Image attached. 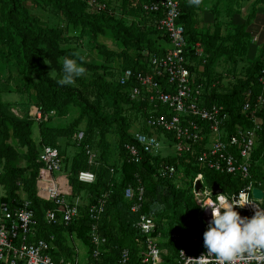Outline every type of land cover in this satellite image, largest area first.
Wrapping results in <instances>:
<instances>
[{"label": "trees", "instance_id": "obj_1", "mask_svg": "<svg viewBox=\"0 0 264 264\" xmlns=\"http://www.w3.org/2000/svg\"><path fill=\"white\" fill-rule=\"evenodd\" d=\"M95 1L102 7L91 6L90 0H0V187L3 190L0 191V203L6 202L12 208L22 207L26 201L31 203L36 212L40 237H47L48 233L56 235L51 255L58 262L62 258L75 261L77 252L68 241V237L75 236L88 247L87 264H121L120 256L124 249L130 251L133 264H148L143 262L148 256L147 236L138 229L137 222L142 213L153 214L157 221V229L153 234L159 238V245L165 250L161 264H172V261L177 264L181 244L193 249V237H203L205 231L200 205L194 193L197 173L204 172L210 183L219 182L225 193L239 191L244 182L229 174L203 169L190 154L181 158L151 156L142 152L144 158L141 162L132 161L125 148L127 142L134 141L127 105L137 108L143 117H147L151 105L147 100L134 101L130 98V84H119L122 71L117 83H114L98 74V64L88 65L83 61L87 69L99 75L92 80H82L81 84H88L91 90L83 89L77 82L66 86L57 83L62 76L63 58L72 57L78 49L70 45L79 42L83 35L89 37L88 43L100 55L109 59L116 52L110 50L102 38L111 33L125 47L122 52L123 70L133 68L148 71L149 58L161 52L157 51L153 39L156 36L167 39L164 32L155 28V22L162 17V13L145 9V4L154 0H122L121 16H118L119 10L113 6L114 0ZM180 1L182 13L179 22L186 29L189 67L197 84L202 83L204 86L200 98L206 105L220 104L226 107L231 117L230 132L239 125L252 126V115L245 112L243 106L247 102L255 104L258 97L264 95L260 81L264 69V43L259 46V53L248 59L249 63L242 69L243 75H237L234 81L227 84L224 77L234 76L237 64L247 60L245 55L250 53L253 44L249 27L256 18L257 6L264 4V0H254L246 21L233 23L232 30L230 25L222 29L225 25L217 20L219 13L215 14V23L204 26L198 23L196 15L204 6L220 12L223 3L226 4L227 12V8H235L233 4L241 0H202L199 7L190 6L187 0ZM27 2L53 9L55 14L66 18L67 25L43 24L38 16L30 12ZM212 2L215 5L210 6ZM127 15L133 16V20H127ZM227 15L234 16L230 11ZM70 28L80 29L79 34L72 35ZM197 43L204 47L206 54L201 59L194 53ZM128 48H136L139 52L131 56ZM223 59L233 64V68H227V74L217 70ZM11 90L25 101L26 106L22 108V111L27 109L25 115L12 112L9 104L13 102L6 99ZM93 93L95 98L92 100ZM32 106L40 108L50 117L38 122V139L35 138L34 129L38 120L30 114ZM73 109L80 112L69 124L54 123L57 116L66 118ZM258 116L262 120V130L253 153L251 173L264 185V108L258 112ZM84 123L87 124L86 130L81 129ZM115 125L121 141L120 158L119 163L112 165L111 154L106 151V134ZM142 130H145V126ZM80 131H84V138L79 140L76 136ZM63 140L73 142L78 150L72 155L67 153L61 143ZM44 146H54L60 150L64 157L63 170L69 179V199L74 202L80 197L83 201L81 214L72 224L45 223V208L56 205L37 195V179L44 165L40 154ZM98 146L104 149L100 151ZM88 147L97 154L94 164L89 162ZM167 163L174 164L178 169L172 178L161 176V168ZM88 169L97 174V180L93 183L79 180V172ZM140 184L145 188L144 202L141 210L136 212L132 210L136 200L126 197V189L130 185ZM104 191L110 193L98 226L106 242L99 257L95 258L90 237L93 220L88 207ZM174 232L181 233L180 242L174 240Z\"/></svg>", "mask_w": 264, "mask_h": 264}, {"label": "built area", "instance_id": "obj_2", "mask_svg": "<svg viewBox=\"0 0 264 264\" xmlns=\"http://www.w3.org/2000/svg\"><path fill=\"white\" fill-rule=\"evenodd\" d=\"M90 5H100L90 0ZM145 9L151 12L162 13L156 20L155 28L167 35L170 48L155 53L149 58L148 71L125 68L119 76V84L129 85L130 98L134 101L147 100L151 105L149 114L144 117L145 130L133 132L134 141L127 142L125 148L134 162H141L146 153L151 156H164L163 148L169 141L175 143L178 157L184 158L193 155L197 164L203 169L219 174H229L243 180L244 185L239 191L221 193L224 195H238L243 190L251 192L252 204L243 208L237 207L242 217H251L257 208H264V199L260 200L253 194L255 188H262L261 180L254 178L251 173L253 153L257 147L259 133L262 130V120L258 112L264 108V95H260L255 104L245 103L243 110L250 112L253 118L252 126H237L230 132V114L224 105H206L200 98L204 87L197 84L192 77L189 67L188 39L185 26L179 22L182 9L180 0H154L145 4ZM194 53L201 59L205 51L200 43L195 46ZM260 81L264 87V69ZM34 108V107H33ZM165 109L166 111H161ZM31 116L38 121L48 120L40 108L30 111ZM84 138V131L76 136ZM90 164L96 161V152L87 148ZM175 157V156H171ZM40 158L44 165L41 167L37 179V195L55 203V207L45 208V223L72 224L80 214L83 201L80 197L74 202L69 199V179L63 170L64 157L54 146H44ZM174 164H165L161 168V176L172 178L177 174ZM79 180L93 183L97 174L88 169L79 172ZM215 182V181H214ZM208 182L204 172L197 173L194 192L196 198L215 199L212 185ZM199 183L201 187L199 188ZM212 193L213 196L209 195ZM109 191L102 192L98 200L90 204L88 212L93 220L90 231L91 241L94 244L93 256L98 258L101 248L106 242L99 232L98 221L105 212ZM220 194V193H219ZM145 188L143 185L132 186L126 189V197L136 200L132 210L139 212L144 202ZM201 217L204 230L211 219V209L201 207ZM0 264H78V261H56L51 255L56 235L48 233L47 237H40L36 212L31 203L26 201L22 207L12 208L6 202L0 203ZM138 229L147 236L148 256L143 260L148 264H161L165 252L159 245V238L154 236L157 229L156 217L153 214L142 213L137 222ZM175 241L181 240V233L174 232ZM193 249L182 245L179 247L177 264H196V258L206 253L204 237L196 235L192 239ZM131 253L124 249L120 256L121 264H133ZM209 264H218L214 255H208ZM89 264H96L90 262ZM232 264H264V249H257L255 255L243 253L237 256Z\"/></svg>", "mask_w": 264, "mask_h": 264}, {"label": "rangeland", "instance_id": "obj_3", "mask_svg": "<svg viewBox=\"0 0 264 264\" xmlns=\"http://www.w3.org/2000/svg\"><path fill=\"white\" fill-rule=\"evenodd\" d=\"M249 1L250 0H241L238 3L235 2L233 4V5H236L235 8L234 7L227 8V13H228V11H230L234 15L239 14V15H241V19H243V21H246V19L248 18V15L252 11V7H253V2L250 5ZM213 3L214 2H212L210 4V6L215 5ZM26 5L30 9V12L33 15L38 16L41 19L42 23L45 24V25H48V26H58V25L66 26L67 25L66 18L64 16L55 14L56 12L53 9L41 8V7L37 6L34 2H27ZM121 5H122V0H114L113 1V6L116 7L119 10L118 11V16H121V14H122L121 12H122L123 9L121 8ZM246 6H247V10L244 9ZM0 7H1V3H0ZM225 7H226V4L223 3L221 5V8H224V10H225ZM248 7L251 8L250 11H249ZM234 10H236V12ZM257 10H258V8H257ZM0 15H1V13H0ZM126 17H127V20H129V21L133 20V16H128L127 15ZM230 18H232V16H230L228 18V21L232 25L233 22L231 21ZM78 30H80V29H78ZM78 30L73 29V28L69 29L70 32L72 31V35H74V36H77V34H79ZM231 30H232V28H231ZM102 40L104 41L105 44H107V46H108V48L110 50H113L114 52H116V54L114 56H111L109 59H106L107 58L106 56L100 55L98 50L94 49L92 47V45L88 43L89 42V37L84 36V35L82 36V39H80L79 42H74L72 45H70V47L73 46V47L78 48L76 50V52H79V53H81L84 56V63L85 64H88V65L98 64V66L100 67L99 70H98V74L104 75L105 79L107 81L109 80V81H112L114 83L115 82L117 83L118 75L123 70L122 69V66H123L122 63H123V60H124V56H122V52L125 50V47H123L122 43H119L118 41H116V39H114L112 37L111 33H109L107 36L103 37ZM146 41H147V38H146ZM252 42L257 43V45L261 46V44L264 43V39L261 40V34L259 33L257 36L254 35V37L252 38ZM65 47H66V45H65ZM67 47H69V46L67 45ZM127 51L131 54V56H135L139 52V51H137L136 48H128ZM249 51H250V53L248 55H245V59H247V60L248 59H252L253 56H255L256 54L259 53V50L254 51L253 53H252L251 50H249ZM144 52H145V50H144ZM205 56H206V54L204 55V57ZM247 60H241L237 64L236 71L238 73L236 72L235 73L236 75L235 74H234V76L231 75L230 78L229 77L228 78L224 77L225 78L224 82L226 84L229 81H234L233 78H235L237 75L239 76V75H243L244 74L242 69H243V67H245L249 63V60L248 61ZM244 63H245V65H244ZM232 65H233L232 62H228L227 63V62H225V59H223L222 62H220V66L218 67V69L220 70L219 72L227 74V71H226L227 68L228 67L229 68H233ZM53 73L55 74V72H53ZM98 76L99 75H96L94 73V71H92V70L90 71L89 69H87L86 73L82 77L76 78L75 82L79 83L78 85L80 87H82L83 86L81 84L82 80L88 81V80H92V79H94L95 77H98ZM225 76H227V75H225ZM88 88L91 90V87H89L88 84L83 86V89H85V90H88ZM10 92L11 93H9V96L7 97L8 100L13 102L12 103L13 105L16 104L20 108H24L26 106V103H25V101L22 100V96L19 99L20 95L17 92H14V90L13 91L11 90ZM91 95H92V100H93L95 98L94 97V93L91 94ZM127 107H129V109H130V111H129V109L127 111V116H128V118L132 119V124H131L132 127H131L130 131L131 132H136V131L142 130L143 127H144V117L142 116L141 112H139L137 108L131 107L130 105L129 106L127 105ZM12 109H15V108H12ZM33 110H35V106H34ZM9 112L10 113H12V112L15 113L14 110L11 112V109L9 110ZM79 112H80L79 110L73 109V110L70 111L69 116L66 117V118H61V117L57 116L55 121H54V123L57 124V125L69 124L76 116L79 115ZM20 113H22L21 110H19V114ZM133 120H135V121L133 122ZM38 127H39V125L35 123L34 129L37 130ZM86 128H87V124L86 123L82 124L81 129L82 130H86ZM36 134H37V132H36ZM98 138H99V136H98ZM120 142L121 141H120L119 131H118L117 126L115 125L113 127V129L112 130L110 129V131L106 134V143H107L106 151H109V153L111 154L110 156H111L112 165H114L115 163H119ZM14 143H16V141ZM61 143H63V147L66 149V152L70 153L71 155L74 154V152L76 150H78V147H76L73 142H68L66 140H63V141H61ZM98 147L100 148V151H102L104 149L102 146H98ZM163 153H164L163 154L164 156H166V155L176 156L177 155V151H176V148H175V143L172 142V141H169L167 143V146L164 145ZM181 170H183V168H181ZM178 184L181 185L180 182ZM200 187L201 186H199V188ZM0 212H1V210H0ZM0 217H1V213H0ZM204 225L205 224L203 222V226ZM68 241L74 247L79 245L81 248H87L85 243L82 240L76 238L75 236L74 237H72V236L68 237ZM83 253H85V251H83ZM82 259H84V256L82 257ZM172 264H173V261H172Z\"/></svg>", "mask_w": 264, "mask_h": 264}, {"label": "clouds", "instance_id": "obj_4", "mask_svg": "<svg viewBox=\"0 0 264 264\" xmlns=\"http://www.w3.org/2000/svg\"><path fill=\"white\" fill-rule=\"evenodd\" d=\"M187 2L190 6L199 7L202 0ZM83 61L84 56L79 52H74L72 57L65 56L62 60V76L57 83L61 86L74 84L76 78L82 77L87 71ZM209 195L213 196L211 192ZM250 195L252 189L251 192L242 189L235 196L217 194L214 200L208 199L207 203L204 199L196 198L202 208L211 209V219L203 233L204 246L206 253L214 255L218 264H232L243 253L255 255L257 249H264V208H257L251 217H242L237 210V207L243 208L253 203ZM208 255L204 253L196 258V264H209Z\"/></svg>", "mask_w": 264, "mask_h": 264}, {"label": "crops", "instance_id": "obj_5", "mask_svg": "<svg viewBox=\"0 0 264 264\" xmlns=\"http://www.w3.org/2000/svg\"><path fill=\"white\" fill-rule=\"evenodd\" d=\"M249 2H250V5H251V3L254 2V0H250ZM244 9L247 10V6ZM250 9L251 8H249V11H250ZM197 13L198 14L196 15V19H198V23H202V26L209 25V24L211 25V24L215 23V21H216L215 14L219 13V16L217 17V20L220 21L222 25H225V27H223L222 29L224 30L226 27H229L228 25H230L229 28H231V24L228 21L229 16L227 15L228 13L226 12V7H225V10H224V8H221L220 12L219 11L215 12V10L206 9V6H204V8L199 9V11ZM232 21L235 24L245 22V21H243V19H241V15H239V14H236V15L232 16ZM249 30L252 31V36L253 37H254V35L257 36L260 33L261 34V40L264 39V4H261V5L258 6L256 18L253 21V23L251 24V26L249 27ZM153 42H154V45L157 48L158 52L159 51H161V52L162 51H166V50H168L170 48V44H169L168 40L165 39L163 36L162 37L161 36H156L153 39ZM259 46L260 45H257V43L253 42L252 47L250 49L252 51V53L254 51H257ZM217 70L220 71L219 69H217ZM9 105L12 108H15V109H12V110L15 111V113H18L19 110L22 111V108L19 109V106L17 107V106H14L13 104H9ZM31 110H33V106L31 107L30 111ZM23 111H22V113H23V115H25L27 113V109L23 110ZM38 122L39 121H37L36 124L39 125ZM35 132H37V134L35 133V138L38 139L39 138L38 129L35 130ZM0 191H3L2 187H0ZM75 250L77 252L76 256H75V258H77V261L80 264H87L88 247L87 248H81L79 245H77V246H75ZM83 251H85V253H83ZM83 256H84V259H82Z\"/></svg>", "mask_w": 264, "mask_h": 264}, {"label": "water", "instance_id": "obj_6", "mask_svg": "<svg viewBox=\"0 0 264 264\" xmlns=\"http://www.w3.org/2000/svg\"><path fill=\"white\" fill-rule=\"evenodd\" d=\"M199 186H201V184L199 183ZM214 194H219L224 192L223 187L221 186V184L219 182H214L212 185ZM253 194L256 198L263 200L264 199V190L262 188H255L253 190Z\"/></svg>", "mask_w": 264, "mask_h": 264}]
</instances>
